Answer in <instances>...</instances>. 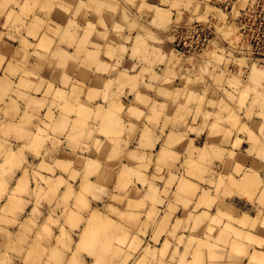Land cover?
<instances>
[{"label":"rangeland","instance_id":"rangeland-1","mask_svg":"<svg viewBox=\"0 0 264 264\" xmlns=\"http://www.w3.org/2000/svg\"><path fill=\"white\" fill-rule=\"evenodd\" d=\"M254 68L264 0H0L3 263L264 264Z\"/></svg>","mask_w":264,"mask_h":264},{"label":"crops","instance_id":"crops-1","mask_svg":"<svg viewBox=\"0 0 264 264\" xmlns=\"http://www.w3.org/2000/svg\"><path fill=\"white\" fill-rule=\"evenodd\" d=\"M29 79L31 80V78H29ZM13 89H15V88H13ZM18 90L22 91L23 89H18ZM29 95H31V91H29ZM18 101H20V100L18 99ZM5 106L6 105H4V103H0V108H2V112L0 113V125L5 122V117L7 118V120H13L14 121L13 123L16 124L17 121L19 122L21 120L20 118L22 117L24 112L28 111V113L29 114L32 113L33 116H35V113H36L35 112L36 111V106H30L28 108H26L24 106L23 109H21V108L19 109L18 114H16L17 110H16V113L13 112V114H16L15 117H14L15 119L14 118L11 119L10 115L5 116V111H4L5 110ZM74 117H75V115H71L72 119H74ZM35 122H36V120L34 119V124L29 122L26 125H24L25 129L28 130L27 134L24 135V137L26 139H24L23 141H19V140L17 141L14 138L11 139V141H16L18 143L17 147H19L22 144L24 146H27V147H29L31 145L32 139L34 138V134H36ZM26 135H28V136H26ZM5 138H6V136L4 134L0 133V146L5 144ZM133 138H135V137H132L131 140ZM126 140H127V138L124 137L123 140L121 141V143H122L121 151L127 150V148L125 146ZM123 144H124V146H123ZM70 145H74V144H70ZM69 150L73 151L74 149L69 147ZM76 150L77 151L80 150V147L78 146ZM143 151L146 152V150H143ZM23 153H25V158L30 159L31 152L29 150H25ZM11 154L13 156V153H11ZM15 154H17V153L15 152ZM8 155H10V153ZM5 156H6V154H5L4 150L3 149L1 150V148H0V161L3 160ZM114 171H115V173H114V183H117V181H118V170L114 169ZM13 175H18V172L15 171ZM16 186H17V182L15 184H13L11 186V188L14 189ZM0 190H3V188H1ZM4 197L5 196H2V198L0 199V228H2V229L6 228V225H5L4 221L6 222V220H14L15 219L14 217H11V216H5V214H3V216H2V212H1L2 207H6V206L8 207L9 206V205L6 204V199ZM2 220H4V221H2ZM27 222H29V221L27 220ZM61 222H63V221H61ZM15 227H16L15 224H13L12 226L8 227L9 230H8L7 233H5V234H1L0 233V264H4L3 260L6 257H7V260H11L12 259V262H14L15 259L19 260V258H17L15 256V253L12 252V251H8V253H9L8 255H3L5 253V248H7V246L9 244H11L12 240L17 238L16 236H17V232L18 231H16ZM0 232H1V230H0ZM49 250L50 249H48L47 254H48ZM58 250H57V254H58V256H60V261L61 262L60 263L56 262L55 264H67L68 263V256H69L68 250L67 249H63V248H59ZM22 258L24 259L25 256L23 255ZM21 261H23V264H33V261L28 262V263H24V260H21ZM36 264H46V256H44V258L41 259L40 262H38Z\"/></svg>","mask_w":264,"mask_h":264},{"label":"bare ground","instance_id":"bare-ground-1","mask_svg":"<svg viewBox=\"0 0 264 264\" xmlns=\"http://www.w3.org/2000/svg\"><path fill=\"white\" fill-rule=\"evenodd\" d=\"M34 29V28H33ZM54 29H57V27L56 28H54ZM45 41H46V39H45ZM21 53V52H20ZM22 54V53H21ZM25 55V54H24ZM24 55H21V56H24ZM38 55V54H37ZM38 57V56H37ZM39 57H41V56H39ZM39 57L37 58V59H39ZM25 60H26V57H23ZM22 57H20V60L21 59H23ZM35 58V57H34ZM27 60H28V58H27ZM26 60V61H27ZM36 60V58L34 59V62H35V65H37L36 63H37V61H35ZM21 61H23V63L25 62L24 60H21ZM29 62V61H28ZM22 63V62H21ZM27 64V63H26ZM30 64H31V62H30ZM30 64H28V65H30ZM23 65V64H22ZM26 66V65H25ZM31 66H33V68H36V67H34V65L33 64H31ZM52 68V67H51ZM50 68V69H51ZM56 69V68H55ZM55 69H53V70H55ZM48 71H49V68L47 69ZM47 70H45V71H47ZM58 70H60V69H58ZM35 71H37V70H35ZM44 71V72H45ZM36 73H38V72H36ZM49 73V72H48ZM33 74H35V72H33ZM39 74V73H38ZM252 74H253V77H255V78H261V77H264V70L262 69V68H254L253 70H252ZM49 75V74H48ZM36 76V75H35ZM31 77V76H30ZM37 77V76H36ZM34 78V77H33ZM37 82V81H36ZM36 85V84H35ZM68 108L69 107H71V105H68L67 106ZM21 132H23V134H24V132L25 131H21ZM25 134H27V133H25ZM249 174V173H248ZM244 176H246V177H244V180H242L243 182H240L241 183V185L243 184V186L245 187L246 186V183H248V185L249 186H251L250 184H251V182L250 181H252L253 182V179H252V176L251 175H244ZM243 179V178H242ZM239 181V180H238ZM241 181V180H240ZM234 182V184H235V180L233 181ZM250 182V183H249ZM231 183V182H230ZM229 183V184H230ZM236 183H237V181H236ZM232 184V186H230ZM230 185H229V187H236V186H234L233 185V183H231ZM240 185V184H239ZM240 185V186H241ZM239 186V187H240ZM243 187V188H244ZM237 188H238V186H237ZM241 188V187H240ZM239 188V189H240ZM242 188V189H243ZM245 189V188H244ZM241 191V190H240ZM260 200H261V202L262 203H264V189H263V192L261 193V195H260ZM130 208V207H129ZM133 208V207H132ZM137 209V208H136ZM232 209H234V208H232L231 207V211H232ZM139 210V209H138ZM124 211V210H123ZM234 211V210H233ZM125 212V211H124ZM123 212V213H124ZM129 212H130V210H129ZM122 212L120 213V215H122L123 214ZM126 213V212H125ZM124 215V214H123ZM122 215V216H123ZM133 216V215H132ZM131 218H133V217H131ZM100 220L102 219V221L104 220L103 218H99ZM98 220V219H97ZM131 220V219H130ZM99 221V220H98ZM130 222H132V221H130ZM263 252V251H262ZM254 257H256V258H258V257H261L259 254H254Z\"/></svg>","mask_w":264,"mask_h":264}]
</instances>
